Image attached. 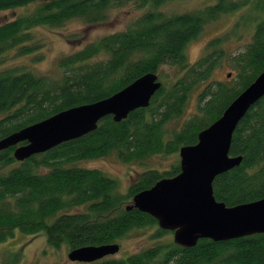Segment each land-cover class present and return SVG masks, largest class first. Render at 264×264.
Returning a JSON list of instances; mask_svg holds the SVG:
<instances>
[{
	"label": "trees",
	"instance_id": "16d2710c",
	"mask_svg": "<svg viewBox=\"0 0 264 264\" xmlns=\"http://www.w3.org/2000/svg\"><path fill=\"white\" fill-rule=\"evenodd\" d=\"M168 1L0 0V11L36 4L32 11L0 24V57L14 48L21 54L36 50L37 41L31 32L34 27H55L72 18H80L87 25L98 24L107 19L111 8L128 2L144 8L126 29L62 57L55 76L24 67L1 70L0 139L62 110L107 98L145 73L158 75L163 66L171 68L170 76L159 77L162 85L149 105L131 111L119 122L107 115L95 130L22 161L14 158V146L0 151V242L16 232L44 234L48 246H65L69 252L115 243L134 228L158 226L148 213L126 207L135 194L178 174L179 161L163 172L143 170L125 194L119 192L115 178L79 162L109 154L124 162L175 154L180 147L195 144L198 133L219 118L264 70V0H217L183 13L162 11L161 6ZM239 9L253 12L252 17L244 13L253 24L249 27L251 40L233 58L236 79L214 81L210 78L221 57L219 38L209 41L192 62L186 47L207 23ZM199 84L203 88L196 113L170 129L169 123L181 116L190 93ZM229 155L242 159L214 178L215 199L235 206L264 197V97L238 122ZM126 199L130 203L123 205ZM165 233L170 231L158 226L156 236ZM13 256L11 263L3 260L0 264H15L17 253ZM80 263L264 264V233L223 241L201 238L192 247L169 240L124 257L105 256Z\"/></svg>",
	"mask_w": 264,
	"mask_h": 264
},
{
	"label": "water",
	"instance_id": "95a60500",
	"mask_svg": "<svg viewBox=\"0 0 264 264\" xmlns=\"http://www.w3.org/2000/svg\"><path fill=\"white\" fill-rule=\"evenodd\" d=\"M162 82L156 73H145L107 98L62 110L0 139V151L14 146L22 161L96 129L111 115L116 122L149 105ZM264 97V70L225 108L219 118L201 130L197 142L178 150L180 171L162 178L132 198V207L153 216L160 228L173 230V242L192 247L198 239L223 241L264 233V197L226 206L213 194L214 178L235 166L242 157L230 156L232 134L243 116ZM25 142L23 144H20ZM119 250L117 243L83 246L68 252L71 261L89 263Z\"/></svg>",
	"mask_w": 264,
	"mask_h": 264
},
{
	"label": "rangeland",
	"instance_id": "374dc122",
	"mask_svg": "<svg viewBox=\"0 0 264 264\" xmlns=\"http://www.w3.org/2000/svg\"><path fill=\"white\" fill-rule=\"evenodd\" d=\"M216 1L171 0L163 4L161 10L169 13H183L203 8ZM35 6L36 4H29L0 11V24L22 13L32 11ZM143 10L144 8H138L136 3L128 2L121 7L111 8L107 19L98 24L87 25L80 18H72L55 27L41 25L34 27L31 32L37 41L36 50L28 54H21L16 48L8 50L0 57V71L10 67H24L42 75L55 76L58 74V63L62 57L107 34L126 29L142 14ZM244 10L239 9L231 13L221 14L215 21L207 23L200 35L189 42L186 47L187 58L192 62L203 53L209 41L219 38L221 57L210 78L214 81L228 82L236 79L237 71L232 66L233 58L251 40L252 28L249 27H253V24L246 20L248 17L244 14L247 13L248 9ZM252 13L248 12L247 14L252 17ZM242 14L245 17L241 18ZM237 23L238 26L236 27ZM98 57L102 58L104 55ZM170 72L169 66H163L161 74L158 73V76H162L164 79L163 74ZM202 88L203 85L199 84L192 90L181 116L169 123L170 129L178 128L196 113L197 99ZM177 161H179L178 152L167 156L152 155L132 162L121 161L114 154H109L101 158L79 162L78 165L104 171L118 181L119 192L125 194L129 185L137 179L138 174L143 170L150 168L163 172ZM127 201L128 199L124 201L123 205L130 203ZM157 229L158 226H145L130 230L119 241L115 242L119 245L118 252L106 257H124L147 247L173 240L170 233L156 236ZM14 253H17L18 256L15 264H81L68 259V250L65 246L59 248L48 246L44 234L32 236L16 232L13 237L0 242V262L4 260V262L11 263L14 260Z\"/></svg>",
	"mask_w": 264,
	"mask_h": 264
},
{
	"label": "flooded vegetation",
	"instance_id": "af4514ba",
	"mask_svg": "<svg viewBox=\"0 0 264 264\" xmlns=\"http://www.w3.org/2000/svg\"><path fill=\"white\" fill-rule=\"evenodd\" d=\"M168 231H170V234L172 235V238H173L174 231L173 230H168Z\"/></svg>",
	"mask_w": 264,
	"mask_h": 264
}]
</instances>
